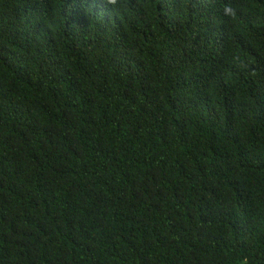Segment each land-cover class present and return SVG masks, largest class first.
I'll return each instance as SVG.
<instances>
[{
  "label": "trees",
  "instance_id": "1",
  "mask_svg": "<svg viewBox=\"0 0 264 264\" xmlns=\"http://www.w3.org/2000/svg\"><path fill=\"white\" fill-rule=\"evenodd\" d=\"M0 264H264V0H0Z\"/></svg>",
  "mask_w": 264,
  "mask_h": 264
}]
</instances>
